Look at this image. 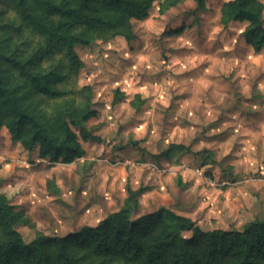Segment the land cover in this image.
I'll use <instances>...</instances> for the list:
<instances>
[{"label":"rangeland","instance_id":"1","mask_svg":"<svg viewBox=\"0 0 264 264\" xmlns=\"http://www.w3.org/2000/svg\"><path fill=\"white\" fill-rule=\"evenodd\" d=\"M228 1L205 0L199 10L195 0H152L146 12L127 15L132 38L98 31L76 45V66L62 43L46 45L15 0H0V51L12 56L0 67L22 105L58 140L65 111L76 118L95 111L83 122L95 139L70 123L83 152L69 162L42 156L39 144L25 148L2 115L0 194L26 242L38 231L62 236L95 225L123 205L128 187L143 189L133 217L165 206L203 229L264 218V49L244 39L247 22L222 21ZM257 2L264 24V0ZM20 66L45 76L55 92L40 91ZM171 144L187 148L163 154ZM110 263L128 264L118 255Z\"/></svg>","mask_w":264,"mask_h":264},{"label":"trees","instance_id":"2","mask_svg":"<svg viewBox=\"0 0 264 264\" xmlns=\"http://www.w3.org/2000/svg\"><path fill=\"white\" fill-rule=\"evenodd\" d=\"M151 1L61 0L52 3L37 0L58 17L55 23L45 21L34 12L27 0H15V5L28 24L44 33L47 46L62 43L68 60L80 66L76 45L89 44L98 31L114 30L126 39L132 38L127 15L146 12ZM195 1L199 10L205 8V0ZM95 6L98 8L89 9ZM262 7L257 0H229L221 9L224 23H248L242 35L254 50L264 49ZM116 22L121 26L115 27ZM75 23L81 27L71 31L70 25ZM3 58L12 60L10 54L0 51V60ZM20 67L40 91L55 92L54 88H49L45 76ZM2 115L14 140L21 141L28 150L39 144L41 155L52 160L69 162L83 152L70 123L80 128L84 138H97L83 124L95 115V111L87 107L77 118L65 111L61 115L63 136L55 139L36 113L22 105L14 87L7 85L0 67V119ZM186 148L182 144H171L163 154ZM210 156L209 152L204 155L207 159ZM142 191V188L128 187L123 205L95 225H83L62 236L38 231L28 242L15 226L17 213L13 206L0 194V264H111L115 255L123 257L128 264H264V218H254L241 228L203 229L189 217L165 206L133 217L136 197ZM184 232H189L190 236H185ZM94 254L98 255L96 260Z\"/></svg>","mask_w":264,"mask_h":264}]
</instances>
